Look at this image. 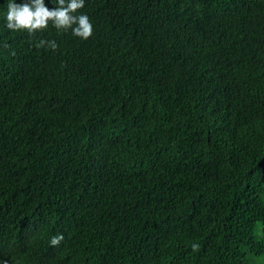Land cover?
Listing matches in <instances>:
<instances>
[{
    "label": "trees",
    "instance_id": "obj_1",
    "mask_svg": "<svg viewBox=\"0 0 264 264\" xmlns=\"http://www.w3.org/2000/svg\"><path fill=\"white\" fill-rule=\"evenodd\" d=\"M6 12L0 264H264V0H85L86 41Z\"/></svg>",
    "mask_w": 264,
    "mask_h": 264
},
{
    "label": "clouds",
    "instance_id": "obj_2",
    "mask_svg": "<svg viewBox=\"0 0 264 264\" xmlns=\"http://www.w3.org/2000/svg\"><path fill=\"white\" fill-rule=\"evenodd\" d=\"M85 5V0H56L53 8L46 6L45 0H24L16 3L7 0L6 27L12 31H25L29 36L48 28L49 23L58 32H68L81 40H88L93 35V24L83 13L77 14ZM37 48H48L55 51L59 46L55 40L41 39ZM64 240L63 234L53 236L50 246H59ZM199 244H193V251L199 250ZM4 264H7L5 261Z\"/></svg>",
    "mask_w": 264,
    "mask_h": 264
}]
</instances>
